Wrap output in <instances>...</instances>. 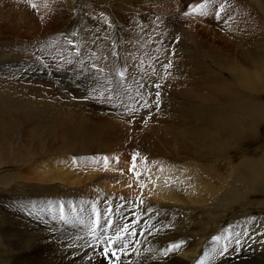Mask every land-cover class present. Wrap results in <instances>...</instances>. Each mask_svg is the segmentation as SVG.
I'll return each mask as SVG.
<instances>
[{"label": "rangeland", "instance_id": "1", "mask_svg": "<svg viewBox=\"0 0 264 264\" xmlns=\"http://www.w3.org/2000/svg\"><path fill=\"white\" fill-rule=\"evenodd\" d=\"M155 1L0 0V264L64 241L61 264H264V177L246 163L264 164L262 0ZM102 131L117 144L63 134ZM43 164L59 179L39 182Z\"/></svg>", "mask_w": 264, "mask_h": 264}, {"label": "bare ground", "instance_id": "2", "mask_svg": "<svg viewBox=\"0 0 264 264\" xmlns=\"http://www.w3.org/2000/svg\"><path fill=\"white\" fill-rule=\"evenodd\" d=\"M64 1V0H63ZM67 1V0H66ZM71 1V0H70ZM108 2L110 1V0H107ZM130 1V0H129ZM149 1V0H148ZM154 1V0H153ZM157 2H158V0H156ZM155 1V2H156ZM261 1V0H260ZM106 2V1H105ZM156 2V3H157ZM161 1H159V3H160ZM258 2H259V0L257 1V3L256 4H258ZM148 4V3H147ZM161 4V3H160ZM263 4H264V0H262V3H260L259 2V8L260 9H263L264 7H263ZM135 5V4H134ZM65 6H67V5H65ZM133 6V5H132ZM62 7H64V6H62ZM68 7V6H67ZM131 7V6H130ZM57 8V7H56ZM50 9V8H49ZM60 9V8H59ZM42 10H44V9H42ZM148 10V9H147ZM45 12V11H44ZM44 12H43V14H44ZM50 13V12H49ZM45 15V14H44ZM43 17V16H42ZM61 18V17H60ZM124 18V17H123ZM128 18V17H127ZM50 19V18H49ZM66 19V18H65ZM128 20V19H127ZM23 22V21H22ZM45 25V24H44ZM90 25V24H89ZM39 32V31H38ZM90 52V51H89ZM259 72V71H258ZM259 74V73H258ZM254 75V74H253ZM252 75V76H253ZM248 77H250V76H248ZM255 77L253 76V79H254ZM255 80V79H254ZM263 80V79H262ZM247 82V81H246ZM263 82V81H262ZM261 83V82H260ZM259 84V83H258ZM264 84V83H263ZM259 86H260V84H259ZM247 88V87H246ZM254 88V87H253ZM256 88V87H255ZM261 88V87H260ZM262 89V88H261ZM60 92V91H59ZM196 94V93H195ZM233 107V106H232ZM97 109H99V108H97ZM97 116V115H96ZM18 117V116H17ZM93 117V116H92ZM242 118V117H241ZM224 120V119H223ZM243 121V120H242ZM25 122V121H24ZM52 124V123H51ZM100 123H98V127H95V129H94V132H97L99 129H100V125H99ZM196 124V123H195ZM57 126V125H56ZM192 126V125H191ZM197 126V125H196ZM195 126V127H196ZM109 127V126H108ZM57 128V127H56ZM188 129H190V128H188ZM60 130V129H59ZM65 130V129H64ZM198 130V129H197ZM197 130H194V131H192V130H189L188 132H187V134L189 135V136H195L194 137V140H196V142H197V144H201V145H207L208 144V140L206 139L207 138V136H208V134L206 135V138H204V137H202L201 136V134H202V132L200 131H197ZM113 131V130H112ZM99 132V131H98ZM144 132V131H143ZM257 133H259L258 132V130L256 131ZM210 133V132H209ZM242 133V132H241ZM255 133V132H254ZM56 134V133H55ZM63 134L64 135H66L65 137L66 138H68V140L69 141H72L75 145H77V144H80L81 143V141H82V144H91V145H93V144H97L98 143V145L102 148L101 150H103V148H107V147H110V146H115L116 144H117V139H116V136L113 134V133H109V134H107V132H105V131H102V132H100V133H97V135H99V137L97 138V137H95V135H93V133H90V135L89 136H87V132L86 133H83V134H81V133H79V134H74V133H72V132H63ZM138 134V133H137ZM141 134V133H140ZM63 135V136H64ZM129 135V134H128ZM133 135V134H132ZM29 136V135H28ZM57 136V135H56ZM119 136H121V135H119ZM134 136V135H133ZM53 137V136H52ZM55 137V136H54ZM59 137V136H58ZM111 137V138H110ZM138 138V137H137ZM193 138V137H192ZM212 138V137H211ZM27 139V138H26ZM55 139V138H54ZM122 139H124V138H122ZM29 140V139H28ZM57 140H58V138H57ZM67 140V141H68ZM125 140H128L127 139V137H126V139ZM124 140V141H125ZM64 141V140H63ZM62 141V142H63ZM130 141V140H129ZM141 142H139L140 144L139 145H137L136 147L138 148V150L141 152V151H144V152H146L147 154H151V153H153L154 151H155V146H154V144L153 143H155L154 142V139H152V140H150V139H144V140H140ZM51 142V141H50ZM58 142H60V141H58ZM133 142V141H132ZM144 142V143H143ZM180 142H182V141H180ZM187 142V141H186ZM67 143V142H66ZM188 143V142H187ZM49 144V143H48ZM51 144V143H50ZM55 144V143H54ZM58 144V143H57ZM70 144H72V143H70ZM129 144V143H128ZM133 144V143H132ZM187 145L185 142H182V143H180V144H178V142H176V145H178L177 147H178V149H181L182 151H184L185 153H187L188 154V156L190 155V154H192V149L189 147V145H188V147L187 146H185V145ZM55 146V145H54ZM94 146V145H93ZM191 146V145H190ZM195 146H196V144H195ZM82 147V146H81ZM126 147V146H125ZM192 147H194L193 145H192ZM198 147V146H197ZM114 148V147H113ZM131 148H132V146H131ZM78 149V148H77ZM135 149V148H134ZM175 149V148H174ZM87 150V149H86ZM106 150V149H105ZM203 152V151H202ZM141 154V153H140ZM84 155V154H83ZM182 155V154H181ZM193 156V155H192ZM257 158V157H256ZM71 157H69V158H67V159H65V160H62L63 161V165H65V164H68L69 163V165L70 166H73L74 167V165H73V163H76L75 161L74 162H72L71 161ZM249 161L250 162H252L250 165H252L251 167H255V169L256 168H259L258 170H259V172H258V170H257V174L256 175H258L259 176V178H258V180L256 179V175H255V177H254V180H252V183H253V186L254 185H256V184H258L259 183V179L260 178H263L264 177V164L262 163V160L259 158V159H252V160H246V163L248 164L249 163ZM55 162V161H54ZM44 165V164H43ZM54 165V164H53ZM78 165V164H77ZM80 165V164H79ZM79 165H78V168H80L79 167ZM46 167V168H45ZM62 166H60V168H61ZM64 167V166H63ZM83 167V166H82ZM81 167V168H82ZM105 167H106V169H107V166L105 165ZM109 167V166H108ZM42 168H45L44 169V172H38V175L40 176V177H38V179L40 180L39 182H41V181H43V180H45V178L46 177H48L49 179H59V176L56 174V173H53V172H50L49 171V173H47V169L48 168H50V166H49V164H45L44 166H42ZM54 168V167H53ZM170 168V167H169ZM172 168V167H171ZM174 169V168H173ZM175 169H176V167H175ZM249 169V168H248ZM53 170V169H52ZM51 170V171H52ZM74 171H75V168L73 169ZM254 170V169H253ZM167 171V170H166ZM174 171H176V170H174ZM250 171V170H249ZM115 172V171H114ZM178 172V171H177ZM3 173V172H2ZM62 173H64V172H62ZM170 173V172H169ZM168 173V174H169ZM174 173V172H173ZM190 173V172H189ZM253 173V172H252ZM255 173V172H254ZM195 174V173H194ZM178 175V174H177ZM191 175H193V174H191ZM252 176V175H251ZM7 176H4L3 174L0 176V183H4V181H3V179L4 178H6ZM15 177H16V175H15ZM191 177V176H190ZM252 177V178H253ZM20 178H21V176H20ZM107 178V177H106ZM192 178V177H191ZM13 179V173L11 172V180ZM18 179V178H17ZM72 179V178H71ZM175 179V178H174ZM198 179V178H197ZM72 180H74V179H72ZM152 180V179H151ZM76 181V180H75ZM155 181H156V178H155ZM155 181H153L152 182V184H153V186L152 187H154V185H156V182ZM171 181V180H170ZM191 181V180H190ZM198 181V180H197ZM243 181V180H242ZM105 182V181H104ZM178 182V181H177ZM176 182V183H177ZM194 182V181H193ZM225 182V181H224ZM264 182V179H263V181H262V183ZM141 183H142V181H141ZM157 183H159L158 181H157ZM170 183V182H169ZM174 183V182H173ZM106 184V183H105ZM109 184V183H108ZM163 184V183H162ZM195 184H196V182H195ZM207 184V183H206ZM211 184V183H210ZM151 185V184H150ZM200 185H201V183H200ZM221 185V184H220ZM226 185V184H225ZM110 186V185H109ZM116 186V185H115ZM146 186V185H145ZM160 186V185H159ZM163 186H164V184H163ZM162 185H161V187H163ZM195 186V185H194ZM223 186V185H222ZM221 186V187H222ZM25 187L26 186H22V187H20L19 186V190L20 191H23V192H25ZM147 187H148V185H147ZM168 187V186H167ZM176 187V186H175ZM197 187H199V186H197ZM227 189L229 188V186L227 187V185L225 186ZM260 187H264V185L263 186H258L257 188H260ZM24 188V189H23ZM165 188V187H164ZM200 188V187H199ZM202 188V187H201ZM219 188V187H218ZM223 188V187H222ZM255 188H256V186H255ZM165 189H167V188H165ZM168 189H170V188H168ZM197 189V188H196ZM162 191H163V189H162ZM175 191V190H174ZM195 191V190H194ZM206 191V190H205ZM235 191V190H234ZM160 192V191H159ZM198 192H201V191H198ZM181 193V192H180ZM196 193H197V191H196ZM171 194V192H170V190H167V191H164V195H166V196H169ZM202 194V193H201ZM242 195H243V193H241ZM245 194V193H244ZM160 196V195H159ZM5 197V196H4ZM164 197V196H163ZM162 197V198H163ZM182 197V196H181ZM201 197V196H200ZM38 198H41V196H39ZM165 198V197H164ZM163 198V199H164ZM176 198H178L177 196H176ZM183 198V197H182ZM42 199V198H41ZM172 199V198H171ZM190 199V198H189ZM227 199V198H226ZM6 200V199H5ZM43 200V199H42ZM199 200V199H198ZM171 201V200H170ZM179 201V200H178ZM117 203V202H116ZM129 210H125V212L124 213H126L127 214V212H128ZM27 222V221H26ZM263 222V221H262ZM29 224V223H28ZM257 224V223H256ZM24 226V225H23ZM25 226H26V224H25ZM30 226V225H29ZM58 226H56L54 229H56ZM258 227V226H257ZM27 228V227H26ZM30 228V227H29ZM35 228V227H34ZM255 228H256V226H255ZM15 230V229H14ZM57 231V230H56ZM258 231V230H257ZM34 232V231H33ZM39 234L40 233V231L39 230H35V232L34 233H29L30 234V236H27V237H24V239L22 238L23 236H25V235H22V237L20 238L22 241L20 242V246H18V247H15L14 249L15 250H18L17 252L18 253H25L26 252V248L28 247V242L29 241H32L33 239V237L36 235V234ZM178 233V232H177ZM5 234H8V232H6ZM256 234V233H255ZM2 235V234H1ZM16 234L15 233H12V232H9V234H8V236H10V237H12L13 238V236H15ZM18 236V235H17ZM57 236V235H56ZM60 236V235H59ZM260 236V235H259ZM4 237H5V235H4ZM25 238H28V239H25ZM253 238V237H252ZM261 238L262 239H264V235L263 236H261ZM258 239V238H257ZM63 240V239H62ZM251 240V239H250ZM97 241V240H96ZM99 241V240H98ZM104 241V240H103ZM262 240H260V243H262L261 242ZM16 242V241H15ZM44 242V241H43ZM80 243H82L83 241H79ZM259 242V241H258ZM263 242H264V240H263ZM13 243V242H12ZM67 243H70V246H67L66 244ZM104 243V242H103ZM41 244V243H40ZM74 244V243H73ZM60 245V244H59ZM98 246H99V244H97ZM129 245V244H128ZM132 245V244H131ZM189 245H191V244H187L185 247H182V246H180V249L179 250H181V248H182V250L181 251H183L185 254L184 255H186V256H188V255H191L190 253H192L193 251H191L192 249H195L196 251L198 250V247H200L201 246V242L200 241H198L197 243H196V247L195 248H193L194 246H192V247H189L188 248V246ZM44 246V247H43ZM56 245H54V246H48L47 244H46V246L45 245H38V247H36L37 248V250L35 249L34 250V252L35 253H33L32 254V256H30V255H27V253L26 254H24L23 256H24V258L22 257V258H18V259H15V261H14V264H33V263H40V264H61V262L58 260V258L59 257H63L62 259L64 260V261H67V259L70 257L71 258V252H74L73 251V247H72V244H71V242L70 241H64L63 242V244L61 245V247H55ZM74 246V245H73ZM80 246V245H79ZM82 246H83V244H82ZM84 246H85V244H84ZM10 248H12L13 246L12 245H10L9 246ZM41 247V248H40ZM43 247V248H42ZM70 247H72V248H70ZM81 247V246H80ZM77 248V247H76ZM75 248V249H76ZM85 248V250H87L86 252H88L87 254H90L91 256H93L92 254H93V251H96V249H91V248H86V247H84ZM93 248V247H92ZM134 248V247H133ZM165 248V250H166V246L164 247ZM38 249H41L40 251L38 250ZM101 249H103V250H109V248H108V246L106 245V244H102L100 247H98L97 248V251L98 252H101L100 250ZM143 250V249H142ZM36 251H39V252H36ZM77 251V250H76ZM79 251V250H78ZM81 251V250H80ZM84 251V250H83ZM169 251H171V250H169ZM263 251H264V248H263ZM58 253L57 255L55 254V253ZM90 252H92V254L90 253ZM108 252V251H107ZM154 252H155V250H154ZM172 252V251H171ZM198 252V251H197ZM30 253V252H29ZM78 253V252H77ZM85 253V252H84ZM95 253V252H94ZM189 253V254H188ZM250 253V252H249ZM257 254H264L263 252H256ZM80 254V253H79ZM147 254V253H146ZM154 254V253H153ZM188 254V255H187ZM194 254V253H193ZM19 255V254H18ZM84 255H86V254H84ZM95 255V254H94ZM144 255V254H143ZM183 255V254H182ZM59 256V257H58ZM14 257V256H13ZM16 257V256H15ZM58 257V258H57ZM93 257H95V256H93ZM165 257V256H164ZM237 257V256H236ZM101 258V257H100ZM99 258V259H100ZM172 258H176L175 260H177L179 263L180 262H182L181 260H184V259H178L176 256H174V257H172ZM9 257H8V262H9V264H13L12 263V261H9ZM62 259H61V261H62ZM94 259V258H93ZM97 259H98V257H97ZM98 259V260H99ZM254 259H256V258H254ZM95 260V259H94ZM90 261V260H89ZM254 261V260H253ZM66 263V262H65ZM97 263V262H96ZM257 263V262H256ZM167 264H169V263H167Z\"/></svg>", "mask_w": 264, "mask_h": 264}, {"label": "snow or ice", "instance_id": "3", "mask_svg": "<svg viewBox=\"0 0 264 264\" xmlns=\"http://www.w3.org/2000/svg\"><path fill=\"white\" fill-rule=\"evenodd\" d=\"M33 7H35V5H33ZM198 7L202 8L203 6H202V5H200V6H198ZM172 247H173V248H178V247H179V245H173Z\"/></svg>", "mask_w": 264, "mask_h": 264}]
</instances>
